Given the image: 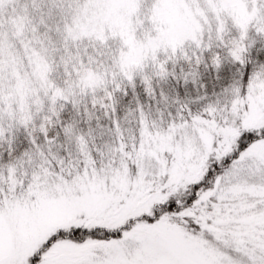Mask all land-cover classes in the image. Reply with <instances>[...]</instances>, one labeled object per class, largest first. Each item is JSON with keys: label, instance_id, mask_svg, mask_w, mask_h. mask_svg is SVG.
<instances>
[{"label": "snow or ice", "instance_id": "obj_1", "mask_svg": "<svg viewBox=\"0 0 264 264\" xmlns=\"http://www.w3.org/2000/svg\"><path fill=\"white\" fill-rule=\"evenodd\" d=\"M0 264H264V0H0Z\"/></svg>", "mask_w": 264, "mask_h": 264}]
</instances>
